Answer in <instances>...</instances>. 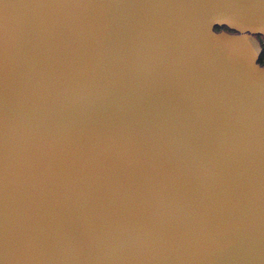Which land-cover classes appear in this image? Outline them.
Wrapping results in <instances>:
<instances>
[{"label": "water", "instance_id": "95a60500", "mask_svg": "<svg viewBox=\"0 0 264 264\" xmlns=\"http://www.w3.org/2000/svg\"><path fill=\"white\" fill-rule=\"evenodd\" d=\"M264 0H0V264H264Z\"/></svg>", "mask_w": 264, "mask_h": 264}, {"label": "trees", "instance_id": "16d2710c", "mask_svg": "<svg viewBox=\"0 0 264 264\" xmlns=\"http://www.w3.org/2000/svg\"><path fill=\"white\" fill-rule=\"evenodd\" d=\"M263 61H264V50H263V52H262V54L260 56V62H263Z\"/></svg>", "mask_w": 264, "mask_h": 264}, {"label": "flooded vegetation", "instance_id": "af4514ba", "mask_svg": "<svg viewBox=\"0 0 264 264\" xmlns=\"http://www.w3.org/2000/svg\"><path fill=\"white\" fill-rule=\"evenodd\" d=\"M264 62V61H263Z\"/></svg>", "mask_w": 264, "mask_h": 264}]
</instances>
